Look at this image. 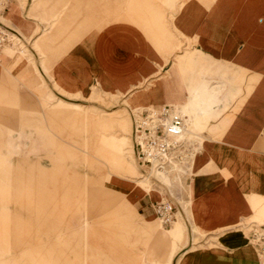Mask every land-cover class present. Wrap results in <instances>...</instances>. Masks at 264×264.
<instances>
[{
  "label": "rangeland",
  "instance_id": "374dc122",
  "mask_svg": "<svg viewBox=\"0 0 264 264\" xmlns=\"http://www.w3.org/2000/svg\"><path fill=\"white\" fill-rule=\"evenodd\" d=\"M80 1L17 0L19 15L25 23L31 22L35 32L26 37L28 41L0 15L14 45L0 56V264H140L127 246L128 240L122 242L132 231L139 243L148 242L156 258L168 254L169 238L172 248L177 249L173 258L189 243L187 227L178 213L175 224L165 228L152 211L145 215L139 209L142 197L154 201L166 191L150 185L134 160L130 116L137 110L162 104L176 107L186 119V147L196 144L197 154L205 158V164L198 168L201 172L239 166L236 152L221 142L220 134L233 123L237 106L251 91L254 80H247L244 90L237 88L230 93L225 90L226 80L225 85L204 81L194 88L202 78L215 81V73L241 82L243 75L237 77L222 66L214 68L217 63L200 57L192 38L172 36V25L166 19H172L171 9L188 0H138V5L137 0H95V7L80 5ZM127 6L131 8L128 12ZM159 11L171 38L152 18ZM125 15H129L126 20ZM52 21V30L41 33L39 23L47 26ZM116 23L140 30L163 62L153 72L140 71L137 83L125 91L93 84V76L80 92L62 90L50 73L51 64L60 55L77 54L78 48L85 51L93 36ZM200 58L207 60L206 65L215 73L199 69L202 66L195 62ZM182 69L187 87L193 88H184ZM116 144L126 165L136 169L128 170L127 180L117 178ZM253 170L264 177V169L253 166ZM133 176L143 182V191L157 192L142 195L130 206L125 197L137 180ZM186 178L183 188L174 183L167 191L176 209L191 222L192 196ZM243 188L249 192L252 185L243 183ZM247 195L255 216L241 227L249 232L264 225V212L257 213L264 210V195ZM59 228L61 233H57ZM176 230L178 238H172ZM191 231L195 247L204 236L192 222ZM157 236L163 244L156 243Z\"/></svg>",
  "mask_w": 264,
  "mask_h": 264
},
{
  "label": "crops",
  "instance_id": "0c3cea01",
  "mask_svg": "<svg viewBox=\"0 0 264 264\" xmlns=\"http://www.w3.org/2000/svg\"><path fill=\"white\" fill-rule=\"evenodd\" d=\"M94 1L81 0L80 5L90 7L93 4L92 7H95ZM137 3L138 0L135 4L138 5ZM177 3L178 1L175 5ZM16 7H20L17 0H9L2 16L9 19L8 23L13 24L18 33L21 32L20 34L25 37H33L35 32L32 30L31 22L25 23V18L19 15ZM130 9L127 6L125 11L128 12ZM171 11L174 38L180 39L184 35L192 38L195 42L194 46L200 49V57H205L208 62L212 60L217 63L214 68L222 66L237 77L243 75V82L230 79L215 73L211 65H206L207 60L196 59L198 61L195 63L202 66L199 69H208L218 78L215 81L202 78L194 88L204 81L225 85L226 80L225 90L230 93L237 88L244 90L247 80H254L251 91L237 106L233 123L230 127L228 124L226 129L224 128L226 131L220 134L221 142L236 152L239 166L235 170L224 167L210 168L201 172L198 168L205 164V158L201 154L195 155L196 164L185 180L192 196L191 222L197 226L201 236H204L195 247L192 246L194 227L192 226L191 231L190 219L179 208L177 213L187 227L189 243L174 258L177 249L173 252L171 238H169L171 248L162 258H156L148 242L144 245L139 243L133 231L128 237L122 238V242L128 240L127 246L133 253L134 259L140 264H147L143 262L145 259L148 263L166 262L167 264L171 262L172 264H260L255 249L249 243V232L241 226L255 216L247 194L264 195V177L260 178L253 170V166L264 169V0H188L182 7L177 6ZM60 14L61 11L56 17L58 18ZM128 16L122 17L126 20ZM152 18L156 19L157 25L163 32L162 12L159 11L156 18L155 15ZM28 20L31 19L28 17ZM0 24L4 28L8 27ZM104 30L101 35L96 34L92 37L86 48L83 47L85 51L78 48L77 54L60 55L56 62L51 64L50 73L62 90L80 92L85 82L90 80L91 83L92 76L94 84L97 75L99 84L111 85L113 88L116 86L119 91H125L128 86L137 83L140 71L153 72L157 65L163 62V59L162 61L157 59L149 48L147 40L140 35L142 32L134 26L116 23L107 26ZM40 46L43 47L42 40ZM46 64L50 65L49 62ZM183 85L185 89L193 88L187 87L184 79ZM120 151V146L116 144L114 158H122ZM123 162H115L120 171V175H117L119 180H127V175L131 174L128 171L130 168L136 171L135 167L126 165L124 159ZM132 178L136 179L137 176ZM133 182L135 185L129 188L125 197L130 206L142 195L157 192L155 190L145 192L141 189L143 184H137L135 180ZM243 183H251L252 188L248 190L249 192L244 190ZM152 202L154 201L148 196L142 197L139 206L142 214L147 215L152 211ZM184 210L186 211L185 208ZM263 212L264 210H259L257 213ZM182 229L184 232V228ZM57 233H61L60 228ZM155 241L159 244L164 243V240L158 236L155 237Z\"/></svg>",
  "mask_w": 264,
  "mask_h": 264
},
{
  "label": "built area",
  "instance_id": "2783aa9c",
  "mask_svg": "<svg viewBox=\"0 0 264 264\" xmlns=\"http://www.w3.org/2000/svg\"><path fill=\"white\" fill-rule=\"evenodd\" d=\"M8 1L0 0V15ZM6 30L0 24V56L3 50L12 45ZM185 135L186 119L176 107L162 105L145 108L132 116L134 159L146 173H171L179 167L188 177L191 172L192 151L184 144ZM155 181L162 186L160 181ZM151 208L165 228H170L176 220L177 209L169 197L164 201L152 202ZM249 243L255 249L260 264H264V225L249 230Z\"/></svg>",
  "mask_w": 264,
  "mask_h": 264
},
{
  "label": "bare ground",
  "instance_id": "6f19581e",
  "mask_svg": "<svg viewBox=\"0 0 264 264\" xmlns=\"http://www.w3.org/2000/svg\"><path fill=\"white\" fill-rule=\"evenodd\" d=\"M179 7V6H178ZM178 11V10H177ZM171 14H172V12H171ZM170 14V15H171ZM177 14V13H176ZM168 17V16H167ZM170 17V16H169ZM173 17V16H172ZM166 21H169V26H171L172 25V19L171 18H169L168 20L166 19ZM165 24H166V22H165ZM39 26H41V24H39ZM53 26H54V23L53 22H51V23H49L47 26H41V33H45V32H48V31H50V30H52V28H53ZM176 29V28H175ZM179 32V31H178ZM21 33V32H20ZM181 33V32H180ZM164 34H166V35H168L167 33H166V31H165V29H164ZM24 36V35H23ZM180 36V35H179ZM25 37V36H24ZM26 38V37H25ZM15 40H17V41H19V39L17 38V37H15ZM26 40L28 41V39L26 38ZM35 46V48L37 49L38 48V46H37V44L36 45H34ZM11 47H14V45H13V43H12V45L10 46V47H7V48H11ZM41 47V46H40ZM39 47V48H40ZM176 49V48H175ZM173 51V48L171 49V51L169 52V53H171ZM172 55V54H171ZM43 66V69L45 70V72H47V69H46V67L44 66V65H42ZM34 71L37 73V74H39V71H38V69H36V68H34ZM40 75V74H39ZM41 76V75H40ZM95 84H99V77L98 76H96V79H95ZM141 110H137L136 112H134L133 114H131V119H132V116H134L136 113H138V112H140ZM131 133H132V126H131ZM131 133H130V135H131ZM130 139H131V136H130ZM131 143H132V141H131ZM184 144H185V146H186V143L184 142ZM194 146L193 147H186L187 149L189 148V149H191V151H192V154H191V156H190V159H191V161H192V163H191V170L193 171V165L194 164H196V159H195V155L197 154V151H198V148H196V144H193ZM192 146V145H191ZM117 149H118V146L116 147ZM132 151H133V146H132ZM114 160L116 161V162H119V163H124L123 162V159L120 157H115L114 158ZM135 160V159H134ZM137 163V162H136ZM140 170H141V172L143 173V174H145V176H146V179L148 180V182H149V184L150 185H152V186H158V187H160L161 185H159V184H157L156 182H155V180H157V181H160L161 182V184H162V188H164L165 189V193H163V195H157L156 197H155V200L154 201H164V200H166L167 198H168V194L172 197V195L170 194V192H168L167 190H168V187H171L172 186V184H177L178 185V187L179 188H183L184 187V182H183V180H184V177L187 175V174H185V172H184V170L182 169V168H179V167H176L174 170H173V172H171V173H165V174H163V173H158V172H155V173H146L145 172V170L144 169H142L141 167H140ZM190 170V171H191ZM137 176H141L140 174H137ZM141 178L143 179L144 177L143 176H141ZM154 178V179H153ZM137 180L135 181L137 184H141L142 185V181H140L138 178H136ZM145 179V178H144ZM151 198V197H150ZM175 199V198H174ZM175 222H176V220L172 223V225H171V227L175 224ZM86 224V221H84V225ZM87 225V224H86ZM170 227V228H171ZM177 233H178V231L176 230V231H173V233H172V235H171V237L173 238H178V235H177ZM173 249V252H175V250H176V248H172Z\"/></svg>",
  "mask_w": 264,
  "mask_h": 264
}]
</instances>
